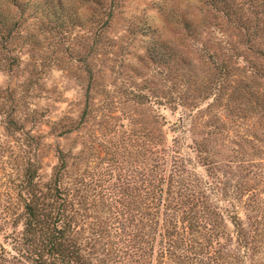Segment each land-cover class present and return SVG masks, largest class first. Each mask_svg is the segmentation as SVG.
Listing matches in <instances>:
<instances>
[{"label":"trees","instance_id":"obj_1","mask_svg":"<svg viewBox=\"0 0 264 264\" xmlns=\"http://www.w3.org/2000/svg\"><path fill=\"white\" fill-rule=\"evenodd\" d=\"M203 1L227 20L233 35L221 22L215 25L218 49L204 44L214 69L201 90L212 101L186 114L190 131L201 119L207 127L201 139L192 138L194 155L182 149L183 135L171 139L163 129L166 117L156 131L118 128L120 118L133 122L134 115L108 113L118 106L107 92L99 105L88 96L80 118L57 131L80 132L79 144L69 149L24 127L22 98L0 101L16 174L12 230H2L10 247L0 245V264H264V64L255 61L264 60V0ZM91 4L84 7L102 28L99 2ZM62 6L54 3L50 13ZM35 11L42 13L41 1ZM82 15L72 20L82 23ZM45 16L39 14L34 30ZM192 27L185 23L190 36ZM151 31L146 25L142 35ZM172 47L156 36L146 57L167 76L187 77L184 52ZM184 128V117L171 123L172 132ZM220 141L231 143L229 153L220 154ZM49 152L56 162L45 174Z\"/></svg>","mask_w":264,"mask_h":264},{"label":"rangeland","instance_id":"obj_2","mask_svg":"<svg viewBox=\"0 0 264 264\" xmlns=\"http://www.w3.org/2000/svg\"><path fill=\"white\" fill-rule=\"evenodd\" d=\"M40 1L42 13L35 11V4ZM58 2L63 3V8L52 15L50 8ZM97 2L102 22L106 21L103 27L99 24L102 28L94 22L92 11L84 7L88 3L96 7ZM111 11L115 15L110 21ZM44 12L49 16L34 30L39 14ZM77 13L84 15L82 23L72 20ZM21 14L22 19L17 22ZM226 21L203 0H0V101L13 96L22 98L23 115L28 118L24 127L47 136L46 141L53 145L57 142L69 149L79 144L75 140L80 132L58 136L57 131L69 128L80 118L88 96L91 103L99 105L107 92L118 106L114 105L108 113L122 116V110H130L134 115L133 122L120 118L118 128L123 125L139 130L145 125L156 131L162 124L158 121L166 117L163 129L171 139L183 135L182 149L194 155L189 148L192 138L201 139L207 127L201 119L197 129L190 131L192 122L186 114L190 107L197 111L212 101L201 87L214 69L210 51L217 50V43H221L215 25L225 23L233 35ZM186 22L193 25L191 36L185 29ZM146 25H151L152 31L144 36ZM156 36L168 39L177 51L184 52L187 77L182 78L179 72L167 76L146 57L145 50ZM205 43L211 46L210 51ZM255 61L264 64L263 59ZM135 92L144 97L134 98ZM214 110L225 113L222 107ZM179 117H184V131L172 132L171 123ZM4 120L0 106V245L10 247L2 230H12L8 212L15 206L16 174L13 138H8ZM54 122L58 123L54 125L55 132ZM216 148L222 155L232 147L231 143L220 141ZM55 162L49 152L43 172L49 174ZM198 171L205 174L203 167L199 166ZM251 183L258 187L256 181ZM221 205L227 206V202L223 200ZM239 211L245 216L242 207Z\"/></svg>","mask_w":264,"mask_h":264}]
</instances>
